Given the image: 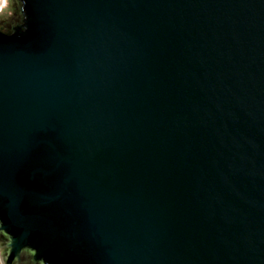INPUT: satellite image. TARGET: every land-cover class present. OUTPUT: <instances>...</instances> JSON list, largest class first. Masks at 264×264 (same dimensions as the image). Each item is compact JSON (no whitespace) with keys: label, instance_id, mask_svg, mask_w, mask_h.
<instances>
[{"label":"water","instance_id":"water-1","mask_svg":"<svg viewBox=\"0 0 264 264\" xmlns=\"http://www.w3.org/2000/svg\"><path fill=\"white\" fill-rule=\"evenodd\" d=\"M1 264H264V0H6Z\"/></svg>","mask_w":264,"mask_h":264},{"label":"rangeland","instance_id":"rangeland-1","mask_svg":"<svg viewBox=\"0 0 264 264\" xmlns=\"http://www.w3.org/2000/svg\"><path fill=\"white\" fill-rule=\"evenodd\" d=\"M6 0H0V9H3V8H7L6 6L8 5L7 3H5ZM1 264V262H0Z\"/></svg>","mask_w":264,"mask_h":264}]
</instances>
